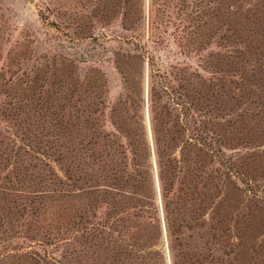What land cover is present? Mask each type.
<instances>
[{
  "label": "rangeland",
  "instance_id": "374dc122",
  "mask_svg": "<svg viewBox=\"0 0 264 264\" xmlns=\"http://www.w3.org/2000/svg\"><path fill=\"white\" fill-rule=\"evenodd\" d=\"M150 58L160 73L183 69L198 136L215 152L198 164V227L180 228L174 252L195 242L202 264H264V0H0V264H90L85 228L104 220L160 227L150 250L173 264ZM134 106L149 140L150 204L139 194L119 203L111 181L77 184L70 172L79 164L82 177L92 174L86 153L78 161L71 151V117L101 124L112 108ZM175 173L169 208L183 226L192 190ZM223 219L228 244L216 241Z\"/></svg>",
  "mask_w": 264,
  "mask_h": 264
},
{
  "label": "trees",
  "instance_id": "16d2710c",
  "mask_svg": "<svg viewBox=\"0 0 264 264\" xmlns=\"http://www.w3.org/2000/svg\"><path fill=\"white\" fill-rule=\"evenodd\" d=\"M150 61L148 97L152 141L173 253L175 251L173 241H177L180 228L191 230L193 227H198V215L196 217L194 209L198 206V200L202 202L201 194L196 190V183L200 177L198 164L204 165L215 152L211 139L198 136V121L192 114L193 103L189 102L187 85L183 84V81H188L183 75V69L173 67L171 72L160 73L158 69H153L155 64L151 58ZM143 62L144 60L142 64ZM178 80L182 82L175 85L174 81L178 82ZM140 91L139 101H142V87ZM130 101L133 102L131 98ZM137 107L131 108L130 112L125 108L114 107L109 112L108 121L101 124L92 119H83L79 114L71 117L69 127H63V129L67 128L71 151L77 156L78 161H85L84 158L87 157L88 163L91 162L92 165V174H85V177H82L77 164L76 168L70 171L74 183L111 181L117 189L115 198H119V203L125 198L126 202H132V195L139 194L143 195L150 204L149 194L153 185L151 184L149 188L150 184L146 181V174L150 175V170L148 171L147 168L151 167L149 140L144 123V112L142 107L139 109ZM76 111L79 112L78 109ZM202 132L204 134V131ZM84 152L86 157H82ZM176 171L182 174V180L188 182L186 189L192 190L190 206H185L186 209L181 211L182 214L187 213L192 222L187 221L183 226L179 223L174 225L172 211L169 208L167 187L170 185V176L172 174L175 176ZM201 172L206 174L204 170ZM121 192L130 195L123 196ZM90 194L95 193L92 191ZM106 194L109 195L107 191L104 192V195ZM113 204L112 198V206ZM120 222L125 226L119 223H117L119 226H116L115 223H106L105 220L103 225L99 222H88L85 228V242L90 264H160L159 251L150 250L158 243L160 227L130 226L125 221L120 220ZM219 230L221 236L216 239L217 243L224 238L223 242L228 244L229 228L224 219L220 222ZM178 246L180 247V244ZM184 247V251L174 252L173 264H202L198 259L201 256L198 254V246L195 242L185 244ZM224 253L228 256V253L225 251ZM208 257H210L209 253ZM30 258L36 261L34 257L30 256ZM225 259L228 261L227 258ZM39 262L57 264L54 259H49L47 256L39 257L37 264ZM210 263L216 262L211 259Z\"/></svg>",
  "mask_w": 264,
  "mask_h": 264
}]
</instances>
